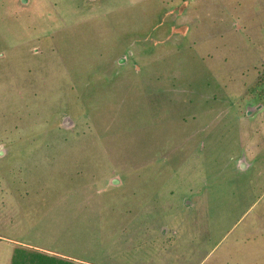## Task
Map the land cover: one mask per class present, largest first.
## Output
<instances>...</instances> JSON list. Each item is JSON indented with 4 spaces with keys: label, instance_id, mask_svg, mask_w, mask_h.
Returning a JSON list of instances; mask_svg holds the SVG:
<instances>
[{
    "label": "rangeland",
    "instance_id": "rangeland-1",
    "mask_svg": "<svg viewBox=\"0 0 264 264\" xmlns=\"http://www.w3.org/2000/svg\"><path fill=\"white\" fill-rule=\"evenodd\" d=\"M10 240L264 264V0H0V264Z\"/></svg>",
    "mask_w": 264,
    "mask_h": 264
},
{
    "label": "trees",
    "instance_id": "trees-1",
    "mask_svg": "<svg viewBox=\"0 0 264 264\" xmlns=\"http://www.w3.org/2000/svg\"><path fill=\"white\" fill-rule=\"evenodd\" d=\"M12 243L9 264H89L85 259H75L65 253L49 252L28 242Z\"/></svg>",
    "mask_w": 264,
    "mask_h": 264
},
{
    "label": "water",
    "instance_id": "water-1",
    "mask_svg": "<svg viewBox=\"0 0 264 264\" xmlns=\"http://www.w3.org/2000/svg\"><path fill=\"white\" fill-rule=\"evenodd\" d=\"M23 1H25V0H23ZM242 164V163H241ZM111 182L112 183H117L118 182V179L117 178H113L112 180H111Z\"/></svg>",
    "mask_w": 264,
    "mask_h": 264
},
{
    "label": "crops",
    "instance_id": "crops-1",
    "mask_svg": "<svg viewBox=\"0 0 264 264\" xmlns=\"http://www.w3.org/2000/svg\"><path fill=\"white\" fill-rule=\"evenodd\" d=\"M10 241H12V240H10ZM13 242V241H12Z\"/></svg>",
    "mask_w": 264,
    "mask_h": 264
}]
</instances>
